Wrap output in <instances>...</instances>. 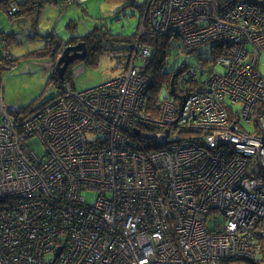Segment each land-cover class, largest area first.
Instances as JSON below:
<instances>
[{"label":"built area","instance_id":"built-area-1","mask_svg":"<svg viewBox=\"0 0 264 264\" xmlns=\"http://www.w3.org/2000/svg\"><path fill=\"white\" fill-rule=\"evenodd\" d=\"M146 14L179 51L220 41L224 72L151 117L143 23L124 71L28 113L0 78V264H264V0H150Z\"/></svg>","mask_w":264,"mask_h":264},{"label":"rangeland","instance_id":"rangeland-1","mask_svg":"<svg viewBox=\"0 0 264 264\" xmlns=\"http://www.w3.org/2000/svg\"><path fill=\"white\" fill-rule=\"evenodd\" d=\"M9 1L0 0V78L4 101L16 106L22 113L38 108L58 92L55 83L57 82L56 73L59 75V71L55 68L54 62L56 63L62 56V50L67 44H62L61 49L55 55L58 59L54 61H52L53 57L51 59L49 56L36 58L30 54L29 57H25L26 53L45 46V35L53 33L66 42L71 36L83 35L88 31L98 29L100 34L96 32L98 33L96 41L100 40L101 43L97 45L106 50L103 52L102 48H98L99 54H96L95 49L92 51V56H96L95 62L85 63L83 59L90 57L91 51L88 45L92 46V42L77 40L75 44L84 43L85 56L74 60L72 65L69 64L63 72V75L68 74L71 77L70 84L73 79L80 89H87L99 85L102 81L116 76L125 69L127 56L125 54L119 56L120 53L115 48L121 45L122 40H115L114 37L130 36L136 32L139 34L142 24L146 26L148 22L146 13L140 16L139 6L144 0L135 1L138 7L126 5L122 0H64L63 5L68 6L66 10L60 12V7L57 5H46L37 18L36 27H33L32 22L27 18H11L14 14L9 11ZM80 3L83 4L78 7ZM181 21L182 18H173L175 24L179 25ZM5 53L10 55L8 60L2 58ZM176 59L185 60L186 64H192L194 61L191 54L176 56ZM259 62V71L264 74V50ZM216 68L222 72L219 66ZM163 96L164 93L161 97ZM34 148L39 155L43 154V146L39 142H35ZM85 196L89 202L95 198L93 192ZM234 264L250 263L238 261Z\"/></svg>","mask_w":264,"mask_h":264},{"label":"trees","instance_id":"trees-1","mask_svg":"<svg viewBox=\"0 0 264 264\" xmlns=\"http://www.w3.org/2000/svg\"><path fill=\"white\" fill-rule=\"evenodd\" d=\"M63 1L64 0H10L9 2L10 3L14 2L17 7V10L13 12L14 15H12L11 18H19V17L27 18L32 22L33 27H36L37 18L39 17L43 7H45L48 4L57 5L58 7H60V12H63L68 8V6L63 5ZM135 1L136 0H122V2L125 3L126 5L137 6L135 4ZM149 1L150 0H144L141 6H139L141 11L140 16L141 14L146 13ZM83 3H80L78 7H80V5H82ZM150 19H152L151 16H149V20ZM145 31L146 34L140 38V43L149 46L150 56L144 67V70H142V74L150 79V84L147 89L148 94H147V100L145 102L144 111L148 114H152L150 115L151 117L156 118V116L158 115L157 111L160 108V102L162 101L161 99L164 98L168 100H175L176 103L177 102L180 103V101H183L188 95L192 93L205 94L208 92V89L206 88V82L209 78V74L211 73V70L219 74H222L224 72V70L221 67L220 69H222V72H219V70L216 68V66H218L216 64L217 59L221 53V50L223 49V44L220 41L213 40L210 42L203 43L200 46L201 52H198L196 55L193 56L188 50L179 51L177 47L171 45L170 43L173 42L172 39L173 33L171 32L157 33V31H155V29L153 28L152 22L151 23L150 21L149 23L147 22L145 26ZM96 32L100 34L98 29H95V30H91L90 32L88 31L83 35L71 36V38H69V40L66 42L61 40L58 35H54L53 33L49 35H45L44 36L46 41L45 46L36 50H32L29 53H26L25 57L26 58L29 57L30 54H32L36 58H43L45 56H49L51 59L53 57L52 61H54L57 57L55 55H57V52L59 51V49H61L60 47H62L63 43L69 45L75 43L79 39H82L92 42V46L88 45V48L91 51L90 57L86 60L83 59V62L92 64L95 62L94 58H96V56H92L93 55L92 51H95L96 49L97 52L96 54H99L98 48H102L103 52L106 50L103 49V47H99L97 45V43L99 42L101 43V41L100 40L96 41L98 40V37L96 36L98 33ZM137 36L138 34L136 32L130 36L114 37L115 40L118 41L122 40V42H120L121 45L115 48H117L116 50L119 51L120 53L119 56H122L124 54L127 56L125 61L126 66L128 65L131 54L133 53V47L137 39ZM106 39L110 40V38H106ZM43 49L46 50L43 51ZM50 53L52 55H50ZM183 54H191L192 57L194 58L193 63L186 64L185 60L176 59V56H180ZM8 56L10 55L5 53V55L2 56L3 60H8ZM200 62L201 63L203 62L206 67L208 66L207 69L209 73H206V70L203 69L202 67L198 69L196 68ZM70 64L72 65V62ZM189 65H191V67H194L195 70L191 74H183L182 71L184 67ZM54 66H55V62H54ZM259 66H260V62H259ZM53 74H55V72ZM56 75H57L56 77L57 82L55 83V86L56 88H58V92L56 94L58 95L61 93L62 89H64V86L67 83H69V81H71V77L68 74L63 75L62 77H58L57 73ZM71 84L72 87H74L76 85V82L72 79ZM162 93H164L163 97H161ZM149 147L154 149L157 146H149Z\"/></svg>","mask_w":264,"mask_h":264},{"label":"water","instance_id":"water-1","mask_svg":"<svg viewBox=\"0 0 264 264\" xmlns=\"http://www.w3.org/2000/svg\"><path fill=\"white\" fill-rule=\"evenodd\" d=\"M62 56L56 61L55 68L59 71V77H62L63 72L67 69L68 65L76 59H82L85 56V45L80 42L75 45H68L63 48ZM82 51V53H78ZM71 53V54H70ZM62 65V66H61ZM173 92V89H172ZM138 133V132H137Z\"/></svg>","mask_w":264,"mask_h":264},{"label":"flooded vegetation","instance_id":"flooded-vegetation-1","mask_svg":"<svg viewBox=\"0 0 264 264\" xmlns=\"http://www.w3.org/2000/svg\"><path fill=\"white\" fill-rule=\"evenodd\" d=\"M76 43V42H75ZM75 43H73L72 45H75Z\"/></svg>","mask_w":264,"mask_h":264}]
</instances>
